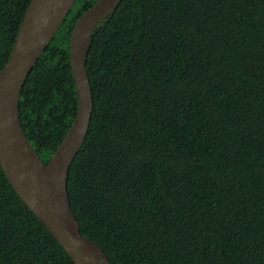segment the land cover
I'll list each match as a JSON object with an SVG mask.
<instances>
[{
    "label": "trees",
    "instance_id": "obj_1",
    "mask_svg": "<svg viewBox=\"0 0 264 264\" xmlns=\"http://www.w3.org/2000/svg\"><path fill=\"white\" fill-rule=\"evenodd\" d=\"M32 0H0V72ZM78 0L24 86L48 165L79 101ZM94 113L68 193L112 264H264V0H123L94 32ZM0 264H74L0 164Z\"/></svg>",
    "mask_w": 264,
    "mask_h": 264
},
{
    "label": "water",
    "instance_id": "obj_2",
    "mask_svg": "<svg viewBox=\"0 0 264 264\" xmlns=\"http://www.w3.org/2000/svg\"><path fill=\"white\" fill-rule=\"evenodd\" d=\"M77 1L32 0L26 11L11 57L0 72V164L17 195L74 264H112L97 243L81 234L68 193V177L85 143L94 113L87 69L94 32L123 0H99L75 24L70 53L78 113L48 165L29 141L20 117L27 79Z\"/></svg>",
    "mask_w": 264,
    "mask_h": 264
}]
</instances>
